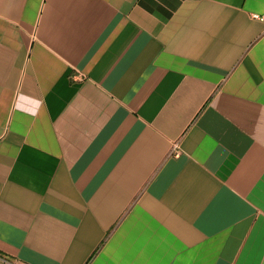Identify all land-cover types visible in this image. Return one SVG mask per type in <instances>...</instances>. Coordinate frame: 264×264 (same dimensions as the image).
<instances>
[{
  "label": "crops",
  "instance_id": "0c3cea01",
  "mask_svg": "<svg viewBox=\"0 0 264 264\" xmlns=\"http://www.w3.org/2000/svg\"><path fill=\"white\" fill-rule=\"evenodd\" d=\"M264 0H0V264H264Z\"/></svg>",
  "mask_w": 264,
  "mask_h": 264
},
{
  "label": "built area",
  "instance_id": "2783aa9c",
  "mask_svg": "<svg viewBox=\"0 0 264 264\" xmlns=\"http://www.w3.org/2000/svg\"><path fill=\"white\" fill-rule=\"evenodd\" d=\"M255 18H256V19H259V20H261V21H264V18H260V17H258V16H256Z\"/></svg>",
  "mask_w": 264,
  "mask_h": 264
}]
</instances>
